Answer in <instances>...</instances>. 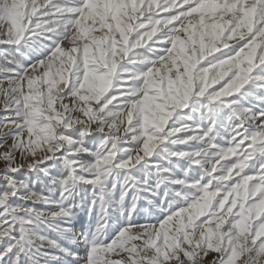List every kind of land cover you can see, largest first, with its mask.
Masks as SVG:
<instances>
[{"label":"snow or ice","instance_id":"obj_1","mask_svg":"<svg viewBox=\"0 0 264 264\" xmlns=\"http://www.w3.org/2000/svg\"><path fill=\"white\" fill-rule=\"evenodd\" d=\"M0 264H264V0H0Z\"/></svg>","mask_w":264,"mask_h":264}]
</instances>
